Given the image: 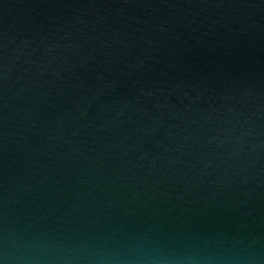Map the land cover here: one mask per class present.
Listing matches in <instances>:
<instances>
[{
	"label": "water",
	"instance_id": "95a60500",
	"mask_svg": "<svg viewBox=\"0 0 264 264\" xmlns=\"http://www.w3.org/2000/svg\"><path fill=\"white\" fill-rule=\"evenodd\" d=\"M0 264H264V0H0Z\"/></svg>",
	"mask_w": 264,
	"mask_h": 264
}]
</instances>
